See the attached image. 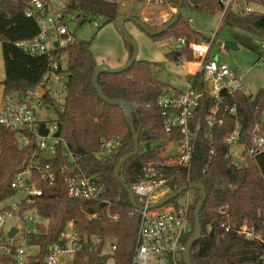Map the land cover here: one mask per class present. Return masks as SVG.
Wrapping results in <instances>:
<instances>
[{
    "label": "trees",
    "instance_id": "trees-1",
    "mask_svg": "<svg viewBox=\"0 0 264 264\" xmlns=\"http://www.w3.org/2000/svg\"><path fill=\"white\" fill-rule=\"evenodd\" d=\"M246 1L260 4L264 0ZM28 2L0 0L3 94L32 88L41 83L45 73L51 71L48 57L31 55L17 46V42L31 39L39 31L37 20L24 12ZM79 2L78 6L103 19L104 24L118 19L114 2ZM183 8L217 13L220 6L217 0H190V3H182ZM222 19L235 26L251 27L264 36V13L236 14L229 11ZM190 23L189 19L180 15L178 21L166 32L151 37L155 40L163 38L161 36L184 37L187 41L208 39L192 29ZM151 30L158 31L154 27ZM90 44V40L76 38L58 50V64L61 67L55 70V74L65 90L64 102L58 105L50 95L46 99L56 111L59 135L85 171L95 170L92 175L103 186L102 197L109 203L76 199L68 195L66 173L60 168L66 162V157L58 150L52 162V185L42 179L38 181L43 193L36 200L37 209L46 218L49 238L44 242L55 239L67 222L74 224L80 232L100 239L97 248L84 249L80 258L82 260L87 256L88 260L79 261L78 264H105L106 257L99 255V252L103 237L106 236L104 239L116 242L114 263L131 264L136 247L138 218L130 215L133 207L128 194L114 176V168L122 157L133 151V137L123 110L102 101L92 85L91 77L97 62L91 53ZM125 46L130 56L132 46L126 39ZM180 55L179 52L166 54L175 62ZM186 55L188 59L192 58L188 51ZM258 55V59L261 55L264 59V52L258 51ZM60 56L65 57L64 63ZM151 66L147 60L136 59L126 70L119 73L101 72L97 79L105 96L126 100L133 107L131 120L138 134L139 150L120 168V177L130 187L142 178L145 163L160 159V153L167 142L182 138L178 128L170 131L164 128L157 98L172 88L152 75ZM221 95L223 103L219 113H224V118L220 125L208 127L206 123L205 116L213 105V100L209 98L205 100L202 111L196 113L190 123L194 129L196 120L199 122L190 168L159 166V169L168 177L171 192L189 182H200L205 188L206 197L200 209L201 236L190 250L192 264H260L264 256V244L256 239L245 240L238 234L237 228L246 223L264 234V151L237 169L227 157L228 145L223 138L231 132L237 120L240 142L250 145L252 128L264 114V87L254 95L242 90L233 94L222 92ZM226 106L235 108L236 119ZM101 138H118L120 146L111 155L100 157L97 153ZM211 149L213 154L209 156ZM80 150L86 154L82 155ZM30 152L31 146L20 147L12 131L1 129L0 203L15 193L10 183L14 175L26 166ZM189 191L193 194L189 208L191 231L186 235L185 243L191 236L193 212L201 198L199 189ZM169 202L174 203L176 200ZM93 218L99 220V227L92 222ZM227 225L229 231H225Z\"/></svg>",
    "mask_w": 264,
    "mask_h": 264
},
{
    "label": "built area",
    "instance_id": "built-area-1",
    "mask_svg": "<svg viewBox=\"0 0 264 264\" xmlns=\"http://www.w3.org/2000/svg\"><path fill=\"white\" fill-rule=\"evenodd\" d=\"M124 7L128 2H140L157 6L164 10L165 20H169L176 12L179 0H106ZM190 3V0H183ZM222 17L227 12L247 14L259 12L253 10L252 3L246 0H217ZM79 0H29L25 14L34 17L39 25L38 33L31 39L17 42V46L31 55L46 56L50 60L51 71L45 73L41 83L23 91L3 94L0 102V131L6 129L16 136L17 144L31 146L26 166L18 171L10 183L14 191H23L24 196L12 205L0 209V224L10 221L6 237H0V264H78L87 261L82 255L85 248H97L100 241L94 235L88 236L71 222H67L52 241L48 237L46 218L37 209L36 200L43 193L39 187L40 179L52 185L54 171L52 162L59 150L66 162L61 170L66 173L67 193L70 197L89 201L109 203L102 197L103 186L99 185L92 173L85 171L76 160L75 154L58 132L57 114L52 116L53 107L46 97L52 96L50 91L52 74L61 67L58 64V50L76 39L74 31L86 21L96 17L79 5ZM182 11V9H181ZM264 13V12H261ZM98 26V23H95ZM217 34L207 40L187 41L184 37L167 36L161 39V46L170 53H181L176 63L187 73L186 90L170 89L157 98L161 109L164 128L167 131L178 128L182 134L180 140L171 142L173 150L167 154L169 161L147 162L143 165V175L131 189L140 208H133L131 216L138 218L136 247L131 264H184V239L191 231L189 220L190 191H185L180 201L168 202L156 208L150 206L167 195L170 189L168 177L159 166H176L189 169L199 122L194 129L190 127L196 113H200L207 98L213 105L205 116L208 127L220 125L224 113H219L223 103L222 92L233 94L237 90L244 91V74L238 69H231L227 63L210 57ZM264 49V45H262ZM186 51L192 56L187 58ZM264 52V50H262ZM65 62V57L60 56ZM258 60H264L262 55ZM63 66V64H62ZM193 66V67H192ZM56 75V74H55ZM57 76V75H56ZM58 80L60 81L59 77ZM229 113L236 119L234 107H228ZM54 112V111H53ZM262 118V116H261ZM260 118L252 128L250 145L240 142V126L237 120L231 132L223 140L228 145L227 157L237 169L247 164L256 154L264 151V122ZM120 146L118 138H101L99 140L100 157H106ZM51 153L53 158L45 160L39 154ZM213 150L209 151V156ZM38 176V178H37ZM12 228L16 231L9 235ZM230 227L225 226V231ZM237 232L245 240H260L264 244V234L254 226L246 223L237 228ZM88 246V247H87ZM116 242L105 239L99 255L106 257L105 264L114 263ZM263 258L261 263L263 264ZM89 264V263H87Z\"/></svg>",
    "mask_w": 264,
    "mask_h": 264
},
{
    "label": "rangeland",
    "instance_id": "rangeland-1",
    "mask_svg": "<svg viewBox=\"0 0 264 264\" xmlns=\"http://www.w3.org/2000/svg\"><path fill=\"white\" fill-rule=\"evenodd\" d=\"M250 6L255 11L264 12V1L260 4L252 3ZM129 14L136 15L150 30L152 27L157 28V30L158 28L161 29L170 21L164 19V10L157 6L140 2H128L124 7H117L118 18L128 16ZM181 16L184 19H189L192 29L200 33L202 37L207 38L217 34L210 52V57L217 61L227 63L231 69H238L240 73L246 72L244 74V91L247 94L253 95L264 87V60H258V51L264 50L259 46L261 43H264V37L260 35L259 32L251 27L232 25L224 21L220 13H209L201 10L183 8ZM90 19L91 21H86L81 26L77 27L74 31V35L79 40L91 41L90 50L97 64L104 63L112 67L110 62L121 57L126 52L125 38L115 27L114 22L104 24L103 19L97 16L94 19L90 17ZM95 23H98V26L95 25ZM123 25L137 44L136 59L149 61L152 64V75L157 80L164 82L174 89L186 90V71L175 61L170 60V58L166 56L168 50L161 46V39L166 37L161 36L163 38H157V40H155L137 24L131 21H126ZM227 40L235 41L237 43V49H225L223 44ZM218 42H221V45H218ZM3 78L4 70L0 45V81H2ZM50 80V91L55 103L63 105L65 90L58 80V76L52 74ZM1 85L0 83V99L3 93ZM53 111L52 116L55 117L56 111ZM171 142L174 141L167 142L164 145L160 153V159L149 162H168L169 158L168 156L166 157V155L172 152V147L174 146ZM170 190L171 189H169L166 194L171 193ZM180 195L177 197L178 201L182 198ZM23 196V191H15L12 196L0 203V209L12 205ZM192 196L193 194L191 192L190 202ZM10 224V221L0 224V237H6L7 227ZM106 237H103V241Z\"/></svg>",
    "mask_w": 264,
    "mask_h": 264
},
{
    "label": "water",
    "instance_id": "water-1",
    "mask_svg": "<svg viewBox=\"0 0 264 264\" xmlns=\"http://www.w3.org/2000/svg\"><path fill=\"white\" fill-rule=\"evenodd\" d=\"M182 3L183 0H179V3L177 5V9L176 12L173 16V18L161 29H159L158 31H151L149 29V27L143 23L142 21H140L138 18L134 17V16H125L122 18H118L115 20L114 24L115 27L121 32V34L124 36V38L127 40V42L132 46V52L129 56V58L127 59V61L122 64L119 65L117 67H109L108 65L101 63V64H97V66L95 67V69L93 70L92 73V77H91V82L93 87L95 88L98 96L100 97V99L110 105L113 106H119L122 110H123V115L125 118L126 123L128 124L131 133H132V137H133V151L127 155H125L124 157H122L118 163L116 164L115 168H114V176L115 178L118 180V182L122 185L123 189L126 191V193L128 194V198L130 201V204L133 208H140L136 202L134 193L131 189V187L120 177V168L121 166L132 156L136 155L138 153L139 150V138H138V134L136 132V129L133 125V122L131 120V116H132V111H133V107L132 105L123 99H110L107 96H105L98 84V75L101 72H108V73H119L122 72L124 70H126L127 68H129L133 62L136 60V56H137V44L135 43V41L133 40V38L130 36V34L127 32V30L124 28V22L126 21H131L134 22L135 24H137L142 30H144L149 36H154V35H159L161 33L166 32L171 26H173L179 19V16L181 15V9H182ZM218 45H221V42H218ZM225 49H237V43L235 41H225L223 44ZM262 122H264V114L262 115ZM82 155H85L86 152L84 150H80ZM40 157H42L45 160H51L53 158V155L51 153L49 154H45V153H41L39 154ZM95 170H90V173H94ZM199 189L201 192V198L199 200V202L197 203L194 212H193V218H194V222H193V229H192V233L190 238L188 239V241L185 244V248L183 251V262L184 264H192L191 262V258H190V250L192 247V244L197 241L200 236H201V223H200V209L201 206L203 204V201L206 197V192H205V188L204 186L200 183V182H189L186 183L184 185H182L181 187H179L178 189H176L175 191L165 195L163 198H161L160 200L154 202L150 208H156L158 206H161L163 204L168 203L169 201L177 198L180 194H182L183 192L190 190V189ZM92 222L94 224H96L98 227L100 226V222L97 218H93ZM16 229L12 228L9 235H12L13 233H15Z\"/></svg>",
    "mask_w": 264,
    "mask_h": 264
},
{
    "label": "crops",
    "instance_id": "crops-1",
    "mask_svg": "<svg viewBox=\"0 0 264 264\" xmlns=\"http://www.w3.org/2000/svg\"><path fill=\"white\" fill-rule=\"evenodd\" d=\"M132 15V14H131ZM128 16H130V14L128 15ZM258 32V31H257ZM260 34V33H259ZM261 35V34H260ZM264 37V36H263ZM262 45H264V43H261L259 46L260 47H262ZM125 48H126V46H125ZM129 58V54H128V51H127V48H126V52L121 56V57H119V58H117V59H114L112 62H110V64H111V66L112 67H117V66H119V65H122V64H124L126 61H127V59ZM246 72H242V74H245ZM186 75H187V73H186ZM0 83H1V81H0ZM2 86V85H1ZM172 88V87H171ZM172 89H174V88H172ZM175 90H178V89H175ZM180 91V90H179ZM2 92H3V88H2ZM2 95H3V93H2ZM254 95V94H253ZM0 102H1V99H0Z\"/></svg>",
    "mask_w": 264,
    "mask_h": 264
},
{
    "label": "bare ground",
    "instance_id": "bare-ground-1",
    "mask_svg": "<svg viewBox=\"0 0 264 264\" xmlns=\"http://www.w3.org/2000/svg\"><path fill=\"white\" fill-rule=\"evenodd\" d=\"M193 67V66H192Z\"/></svg>",
    "mask_w": 264,
    "mask_h": 264
}]
</instances>
